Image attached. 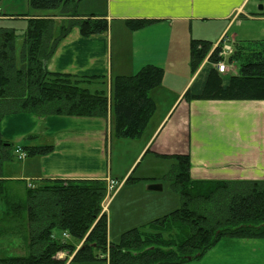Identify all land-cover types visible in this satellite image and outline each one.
<instances>
[{
  "label": "trees",
  "instance_id": "16d2710c",
  "mask_svg": "<svg viewBox=\"0 0 264 264\" xmlns=\"http://www.w3.org/2000/svg\"><path fill=\"white\" fill-rule=\"evenodd\" d=\"M28 1L35 11L60 10L59 16L66 20L60 35L54 37L52 17L25 16L29 25L20 51L16 30L0 29V126L7 116L19 114L99 118L110 119L119 139L141 138L155 115L151 93L162 85L164 70L148 65L134 76L113 80L49 71L45 63L72 29L90 38L107 34L110 25L101 16L79 15L80 0ZM256 15L264 17V10ZM126 23L130 30L138 31L155 21ZM213 45L206 40L191 42L192 74L207 63L184 99L263 101L264 40L234 44L226 61L238 66L235 75L222 74L214 67L225 57L222 47L212 51ZM16 148L0 128V199L4 205L0 250L3 242L13 246L8 241H18L23 250L13 256L0 252V264H66L72 255V262L86 264H185L201 259L223 238L264 239V181H195L190 157L175 155L168 181L180 196L181 207L124 232L117 243H111L103 211L106 180L44 179L23 188L19 180L13 186V181L4 178L3 165L15 159ZM22 150L33 158L52 154L54 147L24 146ZM131 176L127 183L135 181ZM6 184L13 186L17 197L8 192ZM60 254L67 257L60 259Z\"/></svg>",
  "mask_w": 264,
  "mask_h": 264
},
{
  "label": "crops",
  "instance_id": "0c3cea01",
  "mask_svg": "<svg viewBox=\"0 0 264 264\" xmlns=\"http://www.w3.org/2000/svg\"><path fill=\"white\" fill-rule=\"evenodd\" d=\"M251 1L80 0L79 15L104 17L110 29L103 36L90 38L81 36L77 28L72 29L45 63L47 69L53 73L113 80L134 76L143 67L152 65L165 72L163 83L152 91V98L155 101V95L166 84L174 86V98L156 121L155 101V115L143 136L136 140L115 137L110 119L7 116L0 128L15 147L49 145L54 151L48 156L26 158L18 173L9 170L10 174L7 171L4 178L13 181V186L23 178L27 184L44 179L120 182L110 194L105 211L111 243H117L124 232L144 227L181 207V198L170 182L159 178L161 175L152 177L155 170L150 166L141 169V176L135 175L147 160L165 165L172 163L175 155H188L191 178L195 181H264V100L184 99L207 63L192 74L190 48L191 42L197 40L192 38L195 32L207 37L214 44L213 49L223 39L232 45L254 40L234 30L236 23L242 26L243 18H260L248 14ZM59 15L60 10L35 11L28 0L0 3V19L27 20L25 16H32L63 20ZM130 20H154L155 23L132 31L126 23ZM187 32L193 34L190 41ZM60 33L54 26L53 36L58 37ZM236 67L230 68L229 74L235 75ZM29 136L36 138L27 140ZM114 146L132 150L124 171L115 176L112 168L109 170V156L112 158ZM130 176L135 179L133 183L126 182ZM152 185H160L162 190L153 191ZM72 258L73 255L69 256L66 264H86L72 262ZM185 264H264V239L223 238L201 259Z\"/></svg>",
  "mask_w": 264,
  "mask_h": 264
},
{
  "label": "rangeland",
  "instance_id": "374dc122",
  "mask_svg": "<svg viewBox=\"0 0 264 264\" xmlns=\"http://www.w3.org/2000/svg\"><path fill=\"white\" fill-rule=\"evenodd\" d=\"M260 6H263L264 8V3L262 2V0H252L250 3V6L248 8V14L251 15L250 13L253 14H257L260 11ZM49 13H54L56 11H46ZM60 17V16H59ZM54 19V23H55V28L58 29V32L60 33L61 27L63 25L62 21L66 20L64 18L61 17V19L63 20H56V17H52ZM61 21V23L59 22ZM242 26H240L238 23L235 24V28L234 30L238 31V34H243V37L246 39H254V40H264V17H260V18H243L242 19ZM28 25H29V21L25 20L23 18H17L16 20H6V19H0V29L1 28H9V29H15L16 33L18 35V49L20 51V47H21V42H22V35L27 32L28 29ZM196 29L198 26H195ZM202 29H206V26L204 24H202ZM204 29V30H205ZM233 30V31H234ZM214 32H211V35H213ZM188 35V39L190 38V35L193 36V34L191 32H187ZM207 36V35H205ZM193 39H200V40H206L205 38L207 37H203L202 34L198 33L197 31L195 32V36L192 37ZM211 38V37H210ZM115 40V39H114ZM190 41V39H189ZM207 41V40H206ZM116 43V42H115ZM214 47V45H213ZM115 53H116V49H115ZM227 67L228 69L232 68V67H236L234 66L235 64H230L228 61H226ZM183 65V64H181ZM238 69V66L236 67ZM236 70V69H235ZM160 93L155 95V101L157 103V107H158V112H157V116L154 118L156 121L157 118H159L161 116V114L163 113L164 109L166 108L167 104L169 103L170 100H173L174 95L173 93H175V88L174 86H169V85H165L163 90H159ZM159 96V97H158ZM129 147H120V146H114L113 147V155L112 158L111 156H109V170L112 168L113 170V176H115L114 174L119 172H123L125 166L127 165L129 159H130V153L131 151L128 150ZM17 155L15 153V159L12 161H7L4 163L3 165V175L6 176V174L9 173V170H12V172L18 173L20 166L24 163V160H18ZM176 164V161L173 160V162H167L165 165L164 164H160V163H151L148 160L146 161V163L141 166L139 168V170H137V172L135 173V175L141 176L142 174V168L147 166H150L152 168V170H155L154 172H152L151 176L158 178L156 176L161 175L159 178H162L163 180H165V182H169L168 180V176L171 174V170L173 168V166ZM6 165V171H4V166ZM170 168V170H169ZM165 170H167V173H165ZM8 171V173H7ZM10 174V173H9ZM163 176V177H162ZM23 180V182H21L22 186L20 187H24L23 185H26L27 182H25L26 179H21ZM107 182V198L103 203V207L104 210L106 211L109 200H110V194L113 193V189L111 187L112 182L109 179H105ZM121 184V183H120ZM12 185L9 186L8 184H6V189L8 190L9 193H11L13 190ZM16 188V187H15ZM22 190L19 191V195H21ZM14 192V191H13ZM14 197H17L18 192H14L12 193ZM3 208L4 205L0 199V219L2 218L3 215ZM15 239V238H14ZM17 241V240H15ZM118 242V241H117ZM8 243H10V245L13 244V246H9L7 245V242H3L2 243V249L0 250L1 254L3 256H13V255H21L23 254V250L21 247L18 246V241L16 243L14 242H10L8 241ZM60 258H64L63 255L60 256Z\"/></svg>",
  "mask_w": 264,
  "mask_h": 264
},
{
  "label": "built area",
  "instance_id": "2783aa9c",
  "mask_svg": "<svg viewBox=\"0 0 264 264\" xmlns=\"http://www.w3.org/2000/svg\"><path fill=\"white\" fill-rule=\"evenodd\" d=\"M222 54H224V53H221V55H222ZM217 67H218L219 71H221V72L226 71V66H225L224 64L219 63V64L217 65ZM18 152L20 153L21 151L18 150ZM24 157H25V155H24L23 153H21V158H24ZM112 184H113V183H112Z\"/></svg>",
  "mask_w": 264,
  "mask_h": 264
},
{
  "label": "water",
  "instance_id": "95a60500",
  "mask_svg": "<svg viewBox=\"0 0 264 264\" xmlns=\"http://www.w3.org/2000/svg\"><path fill=\"white\" fill-rule=\"evenodd\" d=\"M260 11L261 10H263L264 8H263V6H260ZM150 189L151 190H153V191H161L162 190V187L160 186V185H152L151 187H150Z\"/></svg>",
  "mask_w": 264,
  "mask_h": 264
}]
</instances>
